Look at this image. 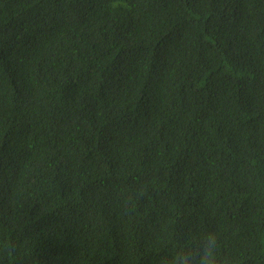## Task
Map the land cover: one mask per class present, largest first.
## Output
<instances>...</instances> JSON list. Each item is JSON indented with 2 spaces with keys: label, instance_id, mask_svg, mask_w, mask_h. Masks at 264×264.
Returning a JSON list of instances; mask_svg holds the SVG:
<instances>
[{
  "label": "trees",
  "instance_id": "1",
  "mask_svg": "<svg viewBox=\"0 0 264 264\" xmlns=\"http://www.w3.org/2000/svg\"><path fill=\"white\" fill-rule=\"evenodd\" d=\"M207 232L264 264V0H0V264Z\"/></svg>",
  "mask_w": 264,
  "mask_h": 264
},
{
  "label": "clouds",
  "instance_id": "2",
  "mask_svg": "<svg viewBox=\"0 0 264 264\" xmlns=\"http://www.w3.org/2000/svg\"><path fill=\"white\" fill-rule=\"evenodd\" d=\"M166 264H233L231 258H221L220 240L215 232L188 235L169 251Z\"/></svg>",
  "mask_w": 264,
  "mask_h": 264
}]
</instances>
